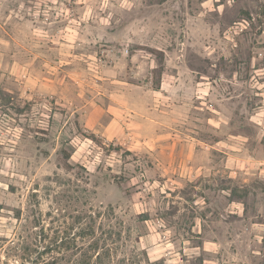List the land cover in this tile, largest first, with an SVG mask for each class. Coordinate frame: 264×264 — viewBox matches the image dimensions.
I'll use <instances>...</instances> for the list:
<instances>
[{"label":"rangeland","instance_id":"rangeland-1","mask_svg":"<svg viewBox=\"0 0 264 264\" xmlns=\"http://www.w3.org/2000/svg\"><path fill=\"white\" fill-rule=\"evenodd\" d=\"M95 212L113 264H264V0H0V264Z\"/></svg>","mask_w":264,"mask_h":264},{"label":"trees","instance_id":"trees-1","mask_svg":"<svg viewBox=\"0 0 264 264\" xmlns=\"http://www.w3.org/2000/svg\"><path fill=\"white\" fill-rule=\"evenodd\" d=\"M88 217L75 233L66 230L47 244L19 248L25 253L22 264H113L112 231L105 229V222H98L99 212Z\"/></svg>","mask_w":264,"mask_h":264}]
</instances>
